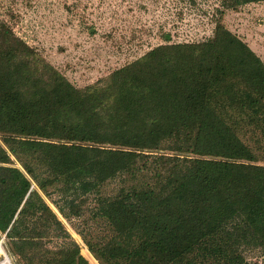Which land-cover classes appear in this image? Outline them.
I'll use <instances>...</instances> for the list:
<instances>
[{"label":"trees","instance_id":"obj_1","mask_svg":"<svg viewBox=\"0 0 264 264\" xmlns=\"http://www.w3.org/2000/svg\"><path fill=\"white\" fill-rule=\"evenodd\" d=\"M260 2L220 0L210 39L157 46L85 88L0 20V232L13 253L89 264L58 216L89 226L88 212L102 232L78 234L103 264H243L242 246L264 248V61L223 23Z\"/></svg>","mask_w":264,"mask_h":264},{"label":"rangeland","instance_id":"obj_2","mask_svg":"<svg viewBox=\"0 0 264 264\" xmlns=\"http://www.w3.org/2000/svg\"><path fill=\"white\" fill-rule=\"evenodd\" d=\"M219 1L0 0V20L73 85L85 88L157 46L210 39L214 35ZM223 23L264 61V2L227 11ZM12 160L21 168L14 157ZM259 164L264 165V162ZM47 202L58 214L55 206ZM58 216L89 264H103L78 234L81 230L86 235L91 234L88 236H97L96 225L90 223L91 214L88 212L85 218L89 226L81 219L68 221ZM99 226L104 225H98L96 232L101 230ZM53 240L46 242L49 252H57L61 244ZM0 243L13 264H26V260L13 253L1 232ZM239 253L243 264H264L263 247L242 246ZM205 264L214 262L208 260Z\"/></svg>","mask_w":264,"mask_h":264},{"label":"bare ground","instance_id":"obj_3","mask_svg":"<svg viewBox=\"0 0 264 264\" xmlns=\"http://www.w3.org/2000/svg\"><path fill=\"white\" fill-rule=\"evenodd\" d=\"M0 256L3 257V260L0 261V264H13L11 258L8 256L3 245L0 243Z\"/></svg>","mask_w":264,"mask_h":264},{"label":"water","instance_id":"obj_4","mask_svg":"<svg viewBox=\"0 0 264 264\" xmlns=\"http://www.w3.org/2000/svg\"><path fill=\"white\" fill-rule=\"evenodd\" d=\"M11 229V228H10Z\"/></svg>","mask_w":264,"mask_h":264}]
</instances>
